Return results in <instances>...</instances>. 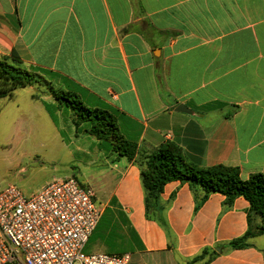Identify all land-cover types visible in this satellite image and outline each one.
Instances as JSON below:
<instances>
[{
	"label": "crops",
	"instance_id": "obj_1",
	"mask_svg": "<svg viewBox=\"0 0 264 264\" xmlns=\"http://www.w3.org/2000/svg\"><path fill=\"white\" fill-rule=\"evenodd\" d=\"M13 52L28 70L54 73L61 89L111 113L137 145L133 160L104 146L95 153L109 167L89 239L98 252L130 254L129 264H189L204 251L197 264H264V234L231 246L250 229L244 197L229 203L172 181L161 212L148 211L141 176L165 144L201 169L264 176V0H0V57ZM20 90L13 107L23 101L46 114L47 98ZM55 134L64 143L56 126ZM72 137L87 156L88 139ZM262 224L252 217L251 230Z\"/></svg>",
	"mask_w": 264,
	"mask_h": 264
},
{
	"label": "rangeland",
	"instance_id": "obj_2",
	"mask_svg": "<svg viewBox=\"0 0 264 264\" xmlns=\"http://www.w3.org/2000/svg\"><path fill=\"white\" fill-rule=\"evenodd\" d=\"M0 60L10 63L7 56H1ZM18 67L28 69L22 65ZM33 73L38 74V79L41 76L42 82L39 80L26 88L35 89L33 98L42 96L52 104L44 105L45 114L23 101L18 108L13 107L9 99L0 98V191L15 186L31 198L47 181L76 177L82 184H89L96 195L94 202L100 206L105 197L102 176L109 167L102 154L97 157L95 153L103 146L112 152V147L119 144L117 139L109 133L100 134L99 138L91 135L92 124L84 121L76 109L59 101L61 88L57 82L43 73ZM19 93L24 96L26 92L20 90ZM55 126L62 131L64 143L55 134ZM72 135L79 137V145L83 143L81 137L88 139V157L76 150ZM84 252L98 253L94 240L88 242Z\"/></svg>",
	"mask_w": 264,
	"mask_h": 264
},
{
	"label": "built area",
	"instance_id": "obj_3",
	"mask_svg": "<svg viewBox=\"0 0 264 264\" xmlns=\"http://www.w3.org/2000/svg\"><path fill=\"white\" fill-rule=\"evenodd\" d=\"M76 177L53 179L27 198L0 191V264H129L130 254H86L103 207Z\"/></svg>",
	"mask_w": 264,
	"mask_h": 264
},
{
	"label": "trees",
	"instance_id": "obj_4",
	"mask_svg": "<svg viewBox=\"0 0 264 264\" xmlns=\"http://www.w3.org/2000/svg\"><path fill=\"white\" fill-rule=\"evenodd\" d=\"M10 63L0 60V98L12 100L18 89L31 86L37 83L38 74L30 70L20 69L23 65L20 58L13 52L7 57ZM50 79L55 80L57 75L50 71H42ZM59 101L76 109L78 115L84 121L92 124L90 134L98 137L100 134H110L117 139V146L112 147V152L120 157L133 160L137 155V145L127 140L120 132L114 116L106 110L86 106L79 96L59 90ZM99 138V137H98ZM142 184L146 192V207L149 211L161 212L159 203L160 194L164 186L172 181H181L202 187L206 196L211 193H219L232 203L238 197H244L250 204L248 222L250 229L246 234L231 243L234 248H242L247 245L246 241L256 235L264 234V176L262 174L252 175L249 179L243 180L240 170L235 167L218 165L209 169H201L190 164L182 155L181 150L173 144L162 145L152 155L147 156L145 167L142 169ZM259 216L263 224L255 232L251 230L252 217ZM206 251L196 257L189 264H197L203 260Z\"/></svg>",
	"mask_w": 264,
	"mask_h": 264
},
{
	"label": "water",
	"instance_id": "obj_5",
	"mask_svg": "<svg viewBox=\"0 0 264 264\" xmlns=\"http://www.w3.org/2000/svg\"><path fill=\"white\" fill-rule=\"evenodd\" d=\"M177 110L186 113L189 112V109H187L184 105H180Z\"/></svg>",
	"mask_w": 264,
	"mask_h": 264
}]
</instances>
